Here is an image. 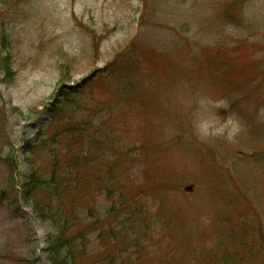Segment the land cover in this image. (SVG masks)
Segmentation results:
<instances>
[{"label": "rangeland", "instance_id": "obj_1", "mask_svg": "<svg viewBox=\"0 0 264 264\" xmlns=\"http://www.w3.org/2000/svg\"><path fill=\"white\" fill-rule=\"evenodd\" d=\"M68 101L93 112L99 154L126 192L147 173L159 181L148 215L171 222L159 239L172 264L260 239L264 0H0V264H52L55 230L20 190L28 151ZM109 204L99 196L104 217Z\"/></svg>", "mask_w": 264, "mask_h": 264}, {"label": "trees", "instance_id": "obj_2", "mask_svg": "<svg viewBox=\"0 0 264 264\" xmlns=\"http://www.w3.org/2000/svg\"><path fill=\"white\" fill-rule=\"evenodd\" d=\"M131 61L139 64L137 59ZM222 71L219 69L226 76ZM215 77L218 79L219 74ZM70 103L52 112V121L36 137V144L28 151L34 156L32 172L20 190L34 213L55 230L49 237L51 263L132 264L147 254L151 264H172V257L161 253L163 242L159 239L171 222L160 229L164 220L148 215V193L160 190L159 181L147 173L136 191L126 192L115 174L116 162L109 164L107 157L99 154L97 132H92V123L84 117L93 112H69ZM97 107V113L109 110L102 104ZM109 121L108 117L102 124L106 130ZM114 148L112 145L110 150ZM143 148L145 155L151 154L149 147L144 145L140 150ZM144 167L148 169L147 164ZM100 195L110 202L106 217L97 208ZM257 235L260 239L252 236L250 246L241 240L222 241L214 255L199 264H264V231Z\"/></svg>", "mask_w": 264, "mask_h": 264}, {"label": "water", "instance_id": "obj_3", "mask_svg": "<svg viewBox=\"0 0 264 264\" xmlns=\"http://www.w3.org/2000/svg\"><path fill=\"white\" fill-rule=\"evenodd\" d=\"M186 189H187V190H192L193 187H192V186H189V187H187Z\"/></svg>", "mask_w": 264, "mask_h": 264}]
</instances>
